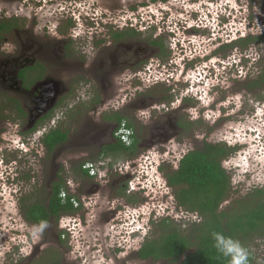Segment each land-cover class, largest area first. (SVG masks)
Instances as JSON below:
<instances>
[{
	"label": "flooded vegetation",
	"instance_id": "obj_1",
	"mask_svg": "<svg viewBox=\"0 0 264 264\" xmlns=\"http://www.w3.org/2000/svg\"><path fill=\"white\" fill-rule=\"evenodd\" d=\"M152 1L0 0V177L4 173L2 163L8 160L7 147L3 150L7 142L19 146L32 143L41 125L57 120L56 109L63 102H74L65 117L80 128L75 131L56 126L43 133L45 136L58 128L68 132L65 143L52 152L44 147L42 156L37 154L34 165L42 166V174L39 167L33 168L21 179L18 177V181L11 179L10 186L1 183V177L0 206L4 210L8 205L15 208L12 216H2L0 211L2 264H181V261L155 260L150 255L151 242L164 237L161 223L165 219L173 221L167 217L152 222L149 195L135 198L142 193L139 188L143 184H136L127 164L117 165L118 157L132 153H102L105 147L120 143L122 135L128 136V143L135 144L137 149L143 143L153 147L186 140L197 131L195 106L186 95L181 96L186 91L173 94L166 89L156 95L153 89L157 88H141L152 70L148 66L154 53L152 46L158 47L163 57L168 53L164 44H157L158 39L136 38L137 31L150 26L147 27L146 21L153 20L148 19L153 12ZM69 9L67 25L61 28L64 16L58 14ZM225 12L233 16L234 10L222 7L217 13L207 12L213 31L233 30L229 22L220 21ZM187 34L189 41L196 38L190 28ZM80 35L84 40L77 42ZM173 39L175 43L179 40ZM192 53L191 49L186 52ZM184 63L186 67L187 62ZM193 67L198 69V63ZM201 70L205 73L206 67ZM201 76L206 78L203 73L197 77ZM261 82L258 77L250 87L258 90ZM222 95L211 97L212 110L225 101ZM190 96L197 101L202 98L198 93ZM232 102L231 99L229 103L237 107ZM221 110L222 116L213 122V128L227 118ZM132 113L147 115L148 124L136 122ZM67 146L78 149V156L71 159L73 153H62L61 148ZM62 156L70 161V167L61 162ZM48 159L51 166L43 176ZM95 159L99 160V166L91 175L84 166L88 163L96 166ZM18 162L22 163L15 159L10 165ZM144 164L139 170L148 167ZM102 166L111 171L103 172ZM40 175L45 180L43 186L39 185ZM26 177L31 179L30 191H22L20 185ZM166 184L169 185L168 181ZM62 205L72 206L65 211L60 208ZM41 206L60 209L40 223ZM193 215L196 219L192 224H200V215ZM151 222L160 229L153 236ZM172 227L177 226L173 223Z\"/></svg>",
	"mask_w": 264,
	"mask_h": 264
},
{
	"label": "rangeland",
	"instance_id": "obj_2",
	"mask_svg": "<svg viewBox=\"0 0 264 264\" xmlns=\"http://www.w3.org/2000/svg\"><path fill=\"white\" fill-rule=\"evenodd\" d=\"M222 7L234 10L233 16L228 14L230 12H225L224 15L221 14L222 20H220L229 22L233 26V30L219 33L213 31L207 22L204 25H196L198 21L208 18L205 16L204 10L217 13L218 9ZM76 8L79 10L78 7ZM201 9H204L203 12ZM68 11L71 10L64 11L65 14L62 12L58 14L59 17L64 16L63 21H60L61 28L67 25L65 20L70 16ZM152 11L148 19L152 17L153 20L145 23L147 27L150 26L148 29L142 28L137 31L136 38L143 41H147L148 38L158 39L165 45L168 53L163 57L158 51V47L152 46L154 53L148 64L152 70L145 76L141 88L147 89L149 86L157 88L153 89V93L156 95L166 89L171 90L173 94L186 91L181 96L186 95L195 106L193 114L196 118L197 131L193 137L188 135L186 140L177 139L165 146L158 144L152 147L149 143L139 144L134 154L118 157L117 163L119 164L117 165L121 167L123 163L127 164L126 168L131 167L132 175L137 180L136 184L140 182L143 184L139 188L142 193L135 198L142 199L144 195H149L148 199L152 200V222L169 217L175 226L187 233L192 222L196 219V215L187 213L185 209L179 207L174 189L166 183L168 175L177 170L180 159L188 151L201 149L205 143L225 144L234 149L233 154L222 162L223 168L230 175L232 189L228 198L221 205L220 212L236 206L237 201L247 198L255 189L264 188V0H153ZM88 20L90 21V19ZM177 25L180 26L177 27ZM192 25L195 27L191 28ZM188 28L195 31L196 35L193 37L196 36V38L193 41H189L190 39L187 38ZM179 29H183L182 32ZM13 35L15 36L14 33ZM189 36L192 37V35ZM174 37L180 42L183 41L184 43H181L183 45H179V40L175 43ZM249 37H253L254 41L241 45L234 43L238 39L247 40ZM260 37L263 39L258 40ZM83 38L84 36L80 35L77 42L83 41ZM226 45L228 47L223 49ZM190 49L193 53L186 54ZM185 61L187 62L186 67ZM204 61L205 63H203ZM195 62L199 65L198 69L193 67ZM203 67H206V74L201 70ZM172 73H174V77ZM200 73L206 75V78L197 77ZM258 77L262 78V82L261 86H258L259 89L255 90L256 88L250 86ZM167 80L169 82H165ZM191 93H198L202 96V98L198 96L201 101L190 96ZM220 93H223L221 99L225 98V101L217 104L215 110H212L209 106L210 99ZM231 99L237 107H233L229 103ZM73 104L74 102H63L56 109L57 120L47 121L46 124L41 125L34 135L36 137L33 138L32 143L26 144L29 147L7 142V146L5 145L3 150L7 147L5 154L8 160L2 163V172L4 173L1 175L3 180L0 177L1 183L4 182L10 186L11 179L14 178L13 181L16 179L18 181V177L21 179L25 172L30 173L33 168L37 167L42 174V166L34 164L38 159L37 154L42 156L44 151V146L41 144L43 133L49 132L56 126L68 130L71 128L75 131L80 130L65 117V112ZM226 104L228 105L226 106ZM221 105L225 107H221ZM220 110L225 113L227 118L225 121L223 119L219 121L213 128V122L218 121L222 116ZM213 112L216 114L215 116ZM132 115L135 116L136 122L138 121L144 126L148 124L147 115H142V113H132ZM72 120L74 121V119ZM54 121L56 123L53 125ZM189 136L191 138H188ZM71 145L73 144L71 143ZM61 152L73 153L71 159L80 153L78 149L75 150L69 146L61 148ZM15 159L21 160L22 163L10 165ZM61 160L62 163H67L69 166L68 159L65 160L62 156ZM98 161H93L96 164V166L94 165L96 171L99 166ZM50 163V159H48L45 163L43 176L50 168ZM143 163H146L144 165L148 167H145L146 169L141 173L139 169ZM115 167L113 166V168ZM108 168V166H102L101 170L110 172L111 170ZM43 176L40 175V186L45 183ZM24 180L20 183L22 191H30L31 179L26 177ZM17 195L19 194L14 196ZM14 209L10 205L5 210L0 206L2 216H12ZM152 222L150 232L153 236V234L159 233L160 229ZM248 248L253 253L252 264H264V237H257L249 242ZM1 250L3 249H0V258L1 252H3ZM2 261L3 259H0V264ZM152 264H170V262Z\"/></svg>",
	"mask_w": 264,
	"mask_h": 264
},
{
	"label": "trees",
	"instance_id": "obj_3",
	"mask_svg": "<svg viewBox=\"0 0 264 264\" xmlns=\"http://www.w3.org/2000/svg\"><path fill=\"white\" fill-rule=\"evenodd\" d=\"M262 39L263 37L258 38ZM238 40L234 43L241 45L252 41L253 37ZM157 44L163 46L162 42ZM227 47L228 45L223 49ZM67 134V131L60 128L53 130L44 136L42 145L52 152L57 145L67 141ZM135 148V144L127 145L121 140L118 144L105 147L102 153L134 154ZM233 152L234 149L225 144L205 143L201 149L186 154L178 169L168 175L169 186L175 191L179 207L187 213H197L202 222L192 224L185 233L172 227L173 223L165 219L161 223L164 237L150 244L153 259L181 261V264H228L229 258L214 247L212 234L220 232L239 240L249 251V264L253 263V253L249 250L248 243L257 237H264V188L255 189L247 198L237 201L236 206L220 212L222 203L232 189L230 175L223 168L222 162ZM59 193L57 191L56 194ZM71 206L62 205L60 208L69 211ZM60 208L39 207L40 223L47 221L50 213Z\"/></svg>",
	"mask_w": 264,
	"mask_h": 264
},
{
	"label": "clouds",
	"instance_id": "obj_4",
	"mask_svg": "<svg viewBox=\"0 0 264 264\" xmlns=\"http://www.w3.org/2000/svg\"><path fill=\"white\" fill-rule=\"evenodd\" d=\"M201 10L203 12L204 9H201ZM199 12H200V9H199ZM204 14L208 18L202 21L201 20L198 21L196 25L205 24L206 22L210 25V17L207 14V12H205V10H204ZM199 15L201 14L199 13ZM212 235L215 241L214 247L224 257L229 258L228 264H249V261H250L249 251L245 248L244 245L241 244L239 240H235L230 236H225L220 232H214Z\"/></svg>",
	"mask_w": 264,
	"mask_h": 264
},
{
	"label": "built area",
	"instance_id": "obj_5",
	"mask_svg": "<svg viewBox=\"0 0 264 264\" xmlns=\"http://www.w3.org/2000/svg\"><path fill=\"white\" fill-rule=\"evenodd\" d=\"M121 139H122V141H123L124 143H126L127 145H129V143H127V141H128V136H126V135H122V136H121ZM84 169L90 170V174L93 175V171L95 170V166H94L92 163H88V164H86V165L84 166ZM142 170H143V169L140 170L141 173L144 172V171H142Z\"/></svg>",
	"mask_w": 264,
	"mask_h": 264
}]
</instances>
